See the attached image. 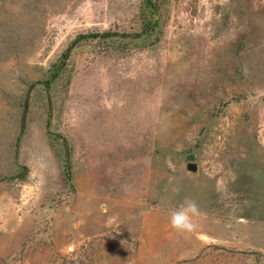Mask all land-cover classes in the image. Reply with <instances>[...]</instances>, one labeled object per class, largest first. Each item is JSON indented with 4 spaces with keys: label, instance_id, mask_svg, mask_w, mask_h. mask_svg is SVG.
I'll use <instances>...</instances> for the list:
<instances>
[{
    "label": "rangeland",
    "instance_id": "rangeland-1",
    "mask_svg": "<svg viewBox=\"0 0 264 264\" xmlns=\"http://www.w3.org/2000/svg\"><path fill=\"white\" fill-rule=\"evenodd\" d=\"M0 264H264V0H0Z\"/></svg>",
    "mask_w": 264,
    "mask_h": 264
},
{
    "label": "clouds",
    "instance_id": "clouds-1",
    "mask_svg": "<svg viewBox=\"0 0 264 264\" xmlns=\"http://www.w3.org/2000/svg\"><path fill=\"white\" fill-rule=\"evenodd\" d=\"M202 215L196 201L188 199L170 212V225L177 233L190 235L197 229L195 218Z\"/></svg>",
    "mask_w": 264,
    "mask_h": 264
}]
</instances>
